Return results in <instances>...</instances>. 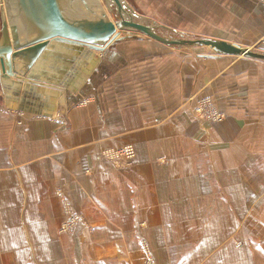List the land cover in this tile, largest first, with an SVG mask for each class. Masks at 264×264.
<instances>
[{"label":"crops","instance_id":"1","mask_svg":"<svg viewBox=\"0 0 264 264\" xmlns=\"http://www.w3.org/2000/svg\"><path fill=\"white\" fill-rule=\"evenodd\" d=\"M122 2L264 51V0ZM140 34L0 73V264H264V59Z\"/></svg>","mask_w":264,"mask_h":264},{"label":"water","instance_id":"2","mask_svg":"<svg viewBox=\"0 0 264 264\" xmlns=\"http://www.w3.org/2000/svg\"><path fill=\"white\" fill-rule=\"evenodd\" d=\"M0 8V73L9 75L26 74L55 41L102 50L131 30L169 45L264 59V53L222 39L162 36L122 0H0Z\"/></svg>","mask_w":264,"mask_h":264},{"label":"built area","instance_id":"3","mask_svg":"<svg viewBox=\"0 0 264 264\" xmlns=\"http://www.w3.org/2000/svg\"><path fill=\"white\" fill-rule=\"evenodd\" d=\"M264 42V40H263ZM199 111H201L207 118L210 119H215V120H219L221 119V115L217 113L216 110H214L213 108L210 107V101L207 100L205 101L202 106H200ZM106 154L108 155H120V156H124L125 159L122 161L123 163H130L131 161L127 159V156H125V153H111V152H107ZM82 219V217L79 214H73L71 212H68V219L64 222L63 224V229H72L73 226H75L78 221H80ZM146 247V245H145Z\"/></svg>","mask_w":264,"mask_h":264},{"label":"rangeland","instance_id":"4","mask_svg":"<svg viewBox=\"0 0 264 264\" xmlns=\"http://www.w3.org/2000/svg\"><path fill=\"white\" fill-rule=\"evenodd\" d=\"M128 2V4H130L129 3V1H127ZM133 4L134 5H137L135 2H133ZM146 8V7H145ZM143 13L145 12V10L144 11H142ZM140 22H142L141 20H139ZM142 23H144V22H142ZM158 32V31H157ZM159 33V32H158ZM141 35L140 34V32H137V35ZM164 34H166V36L165 35H163V34H161L162 36H165V37H169V38H179V37H184V38H198V37H196V36H194V35H189V34H184V33H182L181 35H180V33H176V32H174V33H164ZM172 34H174V35H172ZM252 50H254V51H256V52H259V53H264V51H262V50H258V48L257 49H253L252 48ZM189 210V209H188ZM262 262H264V260L262 261Z\"/></svg>","mask_w":264,"mask_h":264},{"label":"flooded vegetation","instance_id":"5","mask_svg":"<svg viewBox=\"0 0 264 264\" xmlns=\"http://www.w3.org/2000/svg\"><path fill=\"white\" fill-rule=\"evenodd\" d=\"M115 7H116V6H115ZM116 8H117V7H116ZM116 8H115V9H116ZM0 9H1V8H0Z\"/></svg>","mask_w":264,"mask_h":264}]
</instances>
